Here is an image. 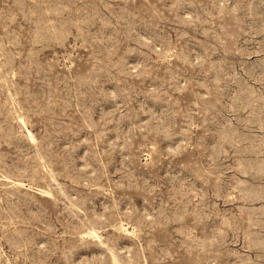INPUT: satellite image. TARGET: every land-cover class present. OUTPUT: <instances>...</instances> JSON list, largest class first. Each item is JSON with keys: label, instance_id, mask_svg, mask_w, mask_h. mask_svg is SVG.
<instances>
[{"label": "rangeland", "instance_id": "374dc122", "mask_svg": "<svg viewBox=\"0 0 264 264\" xmlns=\"http://www.w3.org/2000/svg\"><path fill=\"white\" fill-rule=\"evenodd\" d=\"M0 264H264V0H0Z\"/></svg>", "mask_w": 264, "mask_h": 264}]
</instances>
